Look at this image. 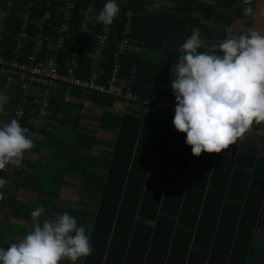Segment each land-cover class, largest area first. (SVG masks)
<instances>
[{
    "label": "trees",
    "instance_id": "obj_1",
    "mask_svg": "<svg viewBox=\"0 0 264 264\" xmlns=\"http://www.w3.org/2000/svg\"><path fill=\"white\" fill-rule=\"evenodd\" d=\"M47 1L14 0L12 15L0 35L6 58H12L11 52L16 44L14 38L21 32L24 14L28 17V39L24 42L21 62L26 61L31 53L33 39L38 34L43 36L40 58L47 55L46 49L50 42L54 43L60 24V8L66 0H50V7ZM116 1L120 11L110 27L99 65L102 73L98 82L108 80L112 73L113 54L117 50L124 14L130 10L133 18L127 36L129 46L120 57L119 78L123 79L132 65L136 66L132 91L141 101L150 97L175 99L170 86L173 79L171 69L178 61L180 42L190 37L193 29H198L207 41H220L227 37L228 28L235 21H241L245 31L252 28L251 18L244 16L242 0H214L213 6L199 4L200 9L196 3L190 5V1L178 0L184 2L175 10V16L181 21L165 27L162 37L154 39L150 33L152 26L143 23V17L147 19L145 16L150 13L144 8V0ZM106 2L79 0L71 10L69 37L59 51L60 65L78 53L77 74L81 78L88 72L97 45L96 35L101 32L96 16ZM89 4H93L91 27L79 50L76 42L81 36L79 29ZM201 9L204 11L202 18L213 22L212 27L203 26L201 18L193 17ZM46 11L50 12V19L42 24ZM178 30L184 34L181 41L162 42L165 33ZM204 33L208 35L204 37ZM132 47L140 49L135 52ZM59 86L49 88L47 98L51 112L49 118L55 123L45 122L43 127L38 125L41 106L34 98L36 85L30 87L27 98L23 96L19 83L14 93L10 92L11 88L6 91L9 98L7 106L4 105L6 119L3 124L13 119L11 110L24 98L26 105L20 125L35 136L31 137L34 147L24 153L21 161L24 167L6 165L0 170V178H3L2 171L11 173L9 184L0 187V247L7 235H25L32 230V227L12 223L10 218L15 221L24 219L32 226V211L43 207L52 219L56 214L67 213L77 219L78 226L86 227L93 252L83 258L82 264L264 263L261 257L264 252L254 245L264 198V175L256 173L253 156H248L245 164L240 158L235 160L234 169L232 164L220 168L219 157L223 153L217 154L216 158L205 153L193 157L191 148L185 143V134L175 130L173 117L166 118L161 110L152 107L146 112V107L131 105L121 115L103 111L99 119L101 129L117 130V133H108L115 134L111 142L97 138L95 133L93 136L79 132V118L74 115L82 105L75 102L64 104L67 90ZM68 93L76 100L86 98L103 108L121 101L116 96L82 89H71ZM56 114L70 115L66 119L74 122L68 124L63 119L57 120ZM71 130L73 133H69ZM96 150L101 152L95 153ZM32 152L39 157L34 164L25 159ZM212 167H218L219 171L211 173ZM250 169L253 173L247 171ZM68 180L72 183L66 186L79 187V194H86L93 204L77 199L72 207H62L60 194ZM73 181H79V184ZM11 188L12 191L8 190ZM22 189L37 193L36 200L19 201L17 192ZM235 192L240 194V200L236 198L233 202Z\"/></svg>",
    "mask_w": 264,
    "mask_h": 264
},
{
    "label": "clouds",
    "instance_id": "obj_2",
    "mask_svg": "<svg viewBox=\"0 0 264 264\" xmlns=\"http://www.w3.org/2000/svg\"><path fill=\"white\" fill-rule=\"evenodd\" d=\"M119 11L116 0H107L96 21L107 27ZM179 52L171 69L173 126L185 134L193 157L220 154L243 139L254 122L264 123V36L250 28L238 36L207 41L193 29ZM6 91L0 92V113L8 102ZM32 136L35 133L17 119L0 126V170L21 166L24 153L34 147ZM6 183L0 178V187ZM43 213V207L32 211V230L6 250L0 247V264H59L65 259L76 264L91 255L90 236L75 217L64 213L41 221Z\"/></svg>",
    "mask_w": 264,
    "mask_h": 264
},
{
    "label": "built area",
    "instance_id": "obj_3",
    "mask_svg": "<svg viewBox=\"0 0 264 264\" xmlns=\"http://www.w3.org/2000/svg\"><path fill=\"white\" fill-rule=\"evenodd\" d=\"M79 0H66L62 8H60L61 19L60 24L56 30V38L54 41L55 50L53 53L46 55L44 58H40L42 47H43V36L38 34L33 40L34 44L31 48V53L27 56L26 61L21 62L22 49L24 42L28 39L27 34V19L24 15V23L21 27V32L14 38L16 45L12 49V58L7 59L4 55L1 43L2 37L0 36V74L5 75L6 84L5 90H9L12 86L19 83L20 89L23 92V96L27 98L29 87L31 85L41 86L42 92L40 95V109L38 115L40 118L44 117L48 112V94L49 88H54L56 85L64 86L68 89H82L86 92H94L103 95H112L118 97L121 101L126 104L133 106H145V107H156L162 108L166 112H175L174 103H165L162 105V100L158 99L153 101L152 99L140 100L138 95L132 91L133 86L136 82V66L132 65L129 72L123 79L119 78L120 72V57L124 54L126 48L129 46L127 36L131 32V24L133 14L130 10H126L124 14V24L120 33V38L117 43V50L113 54V70L108 80L103 83H98L102 69L100 68V62L102 59L103 50L106 48L108 43V35L110 27L101 24V32L96 35L97 45L93 51L92 60L85 77L81 78L77 75V58L78 53L74 54L73 58L64 64V69H61V61L59 57V51L64 47L66 39L69 37V26L71 20V10L74 4ZM254 0H242L244 7V16L250 17V11L253 7ZM118 4V2L116 1ZM47 6L50 7V0L47 1ZM93 4H89L83 14V20L80 26V37L77 39L76 47L81 49L84 40L88 36V32L91 27V16L90 12L93 9ZM50 19V12L46 11L42 16L41 23L44 24ZM42 27L39 26V30ZM118 88L117 92L113 90ZM8 98V94L4 93ZM69 100L65 98V102ZM26 105V99H22L16 107L11 111L13 119H17L20 123L24 116V106ZM261 137L264 139V132Z\"/></svg>",
    "mask_w": 264,
    "mask_h": 264
},
{
    "label": "crops",
    "instance_id": "obj_4",
    "mask_svg": "<svg viewBox=\"0 0 264 264\" xmlns=\"http://www.w3.org/2000/svg\"><path fill=\"white\" fill-rule=\"evenodd\" d=\"M176 1H178V0H144V2H143L144 8L145 9H146V7L151 8V11H150L148 16H145L147 19H145L143 17V23H144V26L145 25H151L152 26L150 28V33L152 34L154 39H158V38L162 37V32L165 31L164 30L165 27H169V25H174L177 21H179V22L181 21L180 20L181 18H179L178 16H175L176 15L175 10L178 8V6H181L183 2H181V1L176 2ZM13 2H14V0H0V35H1V30H2L3 26L8 21L9 17L12 15ZM194 3H196L195 5H196L197 9H200L199 4L213 6L214 0H194ZM174 6H175V8H174ZM204 9H206V7H204ZM206 10L208 11V9H206ZM202 11H203L202 9H201V12L197 11L196 13L193 14V17L197 18V19L201 18L200 20H202L201 24L203 26L207 25L208 28L212 27L213 22L208 21V18L205 20H204V18H202V16H203L202 14L204 13V11H203V13H202ZM24 15H26V14H24ZM206 16H208V14H206ZM241 25H242V23H241ZM232 26H233V23L228 28V30H230V29L233 30ZM155 27L158 30L155 29ZM144 31H145V28H144ZM244 31L245 30L243 29V32ZM203 32H204V29H203ZM228 33L230 36L231 35L230 31ZM183 35H184L183 31H180V30L175 31V32L174 31L168 32V33H165V38H164V40L162 38V42L164 44L165 43L167 44L168 42H179L183 39L182 38ZM204 35H205V33H204ZM207 35L208 34H206L204 37H206ZM185 41H186V39H185ZM185 41L182 40L179 44V47L182 45V42L184 43ZM1 46H2V43H1ZM2 49H3V46H2ZM132 49H133V51L138 52L140 48L132 47ZM54 50H55L54 43L50 42L48 48L46 49L47 55L53 53ZM3 52H4V50H3ZM148 57H151V56H148ZM61 69L62 70L64 69V65H61ZM78 69L79 68H77V71H78ZM5 84H6V77H5V75L0 74V92H4ZM16 86H17V84L12 86V88H11L12 90H10V92L14 93L16 91ZM36 86H37V88H34V90H33V92L35 93L34 98H37V97L40 98L42 88L40 89L39 85H36ZM36 89H38V90H36ZM66 90H67V93H65V95H64V104H73L75 102V103H80L82 105L81 110L76 115H74L75 117L79 118V121L77 123L78 131L82 132V133H88V134L93 135V136L95 133V136L97 138H102L99 136V134L117 133V130H114V132L105 131V130L101 129V127L99 126V119L102 118L103 111L107 110L110 113H113L116 115H121L122 113H125V111H126V109H128V107H131V105H128L125 102H124L125 103L124 104L123 101L118 100L112 107L103 108L101 106H98V105L92 103L89 99H86V98H81L80 100H76L74 97H72L68 93V91H70L71 89L66 88ZM117 90H118V88H115L113 91L117 92ZM65 98L68 99L69 101L65 102ZM147 99H152L153 101H157L158 99H160V100H162V105H164L165 103L169 104L172 101L174 102V104H176L175 99L174 100H169L167 98H164V99L158 98L157 99L155 97H150ZM37 101H39V99L35 100V102H37ZM37 103L41 104L40 101ZM149 109H146V112H148ZM160 109H162V108H160ZM162 115L167 116L166 118H172L173 117V119H174L175 112L166 113L162 109ZM50 116H51V112H49V110H48V112L46 113V115L44 117H42V118L39 117V121L41 122L42 120L43 121L46 120L45 122L47 124H49V123L54 124L55 122L50 120V118H49ZM68 116L71 117L70 115L61 116V114H56L55 118L57 120L63 119L68 124H70V123L72 124L74 121L70 122V120L66 119ZM5 119H6V116H4L3 112L0 113V124H3ZM40 126L43 127L44 125L41 124ZM262 132H264V123L256 124L254 122L252 125V128H251V131L249 133H246L245 137L243 139L238 140L235 145L230 146L229 149H226L224 152H222L223 155L219 157V158H221V162L219 163L220 168H227L228 164L229 165L232 164L233 165L232 169H234L235 168V164H234L235 160L240 158L241 162H243L245 164L247 157L253 156L254 157V166L256 167V173L258 175H264V139L260 135ZM113 135L115 136V134H113ZM102 139H104V138H102ZM95 153H98V151L97 152L95 151ZM34 154L37 155V160L34 162L31 160V163H33V164L38 162V158H39L37 153H34ZM30 155H33V152L31 154H29L25 159L28 160L29 159L28 157ZM213 155L215 158L217 157V154H213ZM215 158H214V161H215ZM22 166L24 167V165H22ZM215 171H219V168L218 167H215V168L212 167L211 173H214ZM247 171H249V172L252 171V173H253V169H250ZM35 180H38V179H35ZM66 182H68V184H65L64 186L70 185V183H72L71 180H68ZM77 182L78 183L73 181L74 184H79V181H77ZM61 193H62V191H61ZM60 198H61V194H60ZM236 198L238 200H240L239 199L240 194L238 192L233 193L232 201L235 202ZM242 200H243L242 204H244L245 198ZM261 208H260L261 212L259 213L258 222H257L258 226H257V229L255 230L254 245H256L258 247V249H260L262 252H264V198L262 199ZM5 216H6V218H9L7 213L5 214ZM1 218H2V216H0V219ZM22 220H24V219H22ZM10 221L12 223H14V222L17 223V221H15L11 218H10ZM7 223H8V221H7ZM23 226L32 227L31 225H29V222L27 225H23ZM25 235L24 234L23 235H16V234L7 235L2 247L6 250L9 246V244L14 243V242H18L19 240L23 239ZM8 237H11L12 239L7 241ZM5 243H6L7 247L5 246ZM82 262H83V258L81 260H78L76 262V264H82ZM61 264H71V262L68 261L67 259H65V260L61 261ZM257 264H260V263H257ZM261 264H263V263H261Z\"/></svg>",
    "mask_w": 264,
    "mask_h": 264
},
{
    "label": "rangeland",
    "instance_id": "obj_5",
    "mask_svg": "<svg viewBox=\"0 0 264 264\" xmlns=\"http://www.w3.org/2000/svg\"><path fill=\"white\" fill-rule=\"evenodd\" d=\"M185 1H190L191 2L190 5H193V3H194V0H185ZM182 5H184V2L182 3ZM218 11H221V10L218 9ZM232 27H233V30L232 29L228 30V32L230 31L231 36H238L239 34H241L243 32V29H244L243 25H241V21H235L233 23ZM228 36H229V33H227V37ZM45 121L46 120H44V121L42 120L38 125H41V124L44 125ZM69 133H73V130H71ZM99 136L104 138V140H107V141H110V142L114 138L113 134H99ZM37 137H39V135H37ZM97 151L98 150H96V152ZM98 152H101V151H98ZM28 158L30 159V160L28 159L29 161L32 160L34 162V161L37 160V155H35L33 153V155H30ZM37 171L39 172V170H37ZM2 173H3V178L7 181V183L5 185L9 184L11 173L7 172V171H2ZM91 187H93V186H91ZM8 190L12 191L13 189L11 188V189H8ZM79 190H80L79 187L75 188V187H72V186H64L63 189H62L61 198H60L62 200V203L60 205L62 207H65V208L66 207H72V203L76 202L77 199H80L82 202H86V203L88 202V204L92 205L93 202L88 200L87 195L85 194L86 195L85 196L83 194H79ZM3 196L4 195H1V197H3ZM36 197H37V193H35L33 191L26 190V189L25 190L22 189L19 192H17V198L21 202H25V201L34 202L36 200ZM42 197L47 198L44 195H42ZM54 200H56V199H54ZM39 219H41L43 221L44 219H51V216H50L49 213L44 212ZM17 223H19L21 225H27L28 224V222L25 221V220L17 221ZM10 239H12V238L8 237L7 241H9ZM5 246L7 247L6 243H5ZM261 257H262V259H264L263 255H261ZM59 264H61V261L59 262Z\"/></svg>",
    "mask_w": 264,
    "mask_h": 264
},
{
    "label": "water",
    "instance_id": "obj_6",
    "mask_svg": "<svg viewBox=\"0 0 264 264\" xmlns=\"http://www.w3.org/2000/svg\"><path fill=\"white\" fill-rule=\"evenodd\" d=\"M252 29L264 36V0H254L250 11Z\"/></svg>",
    "mask_w": 264,
    "mask_h": 264
},
{
    "label": "bare ground",
    "instance_id": "obj_7",
    "mask_svg": "<svg viewBox=\"0 0 264 264\" xmlns=\"http://www.w3.org/2000/svg\"><path fill=\"white\" fill-rule=\"evenodd\" d=\"M23 18H24V17H23ZM15 45H16V44H15ZM7 59H8V58H7ZM99 79H100V77H99ZM99 79H98V80H99ZM99 82H100V81H99ZM99 82H98V83H99ZM59 87H61V86H59ZM16 88H17V87H16ZM61 88H62V87H61ZM40 89H41V87H40ZM10 90H12V89H10ZM36 90H38V89H36ZM14 91H15V90H14ZM21 94H22V93H21ZM21 98H22V96H21ZM25 98H26V97H25ZM20 101H21V100H20ZM20 101H19V102H20ZM164 103H165V102H164ZM6 106H7V104H6Z\"/></svg>",
    "mask_w": 264,
    "mask_h": 264
}]
</instances>
